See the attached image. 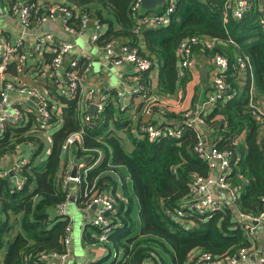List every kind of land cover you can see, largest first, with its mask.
<instances>
[{
    "label": "trees",
    "instance_id": "1",
    "mask_svg": "<svg viewBox=\"0 0 264 264\" xmlns=\"http://www.w3.org/2000/svg\"><path fill=\"white\" fill-rule=\"evenodd\" d=\"M132 2L71 0L66 4L75 16L81 12L96 14L106 25V41L125 37L126 43L139 47ZM106 8L114 18H105ZM260 14L257 4L236 18L222 0H177L169 24L141 30L149 50L156 55L148 56L162 61L160 82L167 93L176 90L178 79L183 87L189 80L178 76L180 41L192 35L218 38L216 46L203 53L208 58L217 53L226 55L230 62L228 81L240 89L236 98L219 102L203 114L205 126L219 135L214 143L219 149L232 152L237 173L230 175L229 181L238 191L236 203L242 212L255 216L264 213V122L254 117L249 105L251 76L248 74L245 85L238 84L234 66L239 58L248 57L253 67L255 99L264 103V29L259 23ZM75 16L73 21L77 22ZM141 76L150 87L149 70ZM57 94L55 102L62 104L61 112L54 113L49 127L43 125L32 107L26 124H8L0 134V155L24 142L36 145L19 171L22 188L0 176V250L8 241V233L15 232L4 264H47L42 254L64 252V238L72 219L57 210L69 193V185L65 187L63 181L66 164L62 146L72 132L81 128L83 136L72 147L81 159L79 163L84 162L78 204L85 208L95 191H110L117 202L110 214L113 230L107 241L97 240L99 228L95 225L83 237L86 244L103 245L116 255L109 262L103 258L90 264H191V256L198 251L220 260L242 246H252L244 221L226 204L208 219L197 214L174 219L168 213L189 195L194 174H209L207 162L194 152V127L185 125V135L178 141L136 138L129 117L119 103L112 101L114 92H108L104 111L90 121L84 120L77 98ZM52 128L48 151L46 132ZM9 210L17 215L15 223L9 219ZM52 210H56L55 215Z\"/></svg>",
    "mask_w": 264,
    "mask_h": 264
},
{
    "label": "built area",
    "instance_id": "2",
    "mask_svg": "<svg viewBox=\"0 0 264 264\" xmlns=\"http://www.w3.org/2000/svg\"><path fill=\"white\" fill-rule=\"evenodd\" d=\"M177 0H166V4L161 11H145L142 8V0H133L131 9L137 15L134 25V31L141 33L142 27L152 28L156 26H164L171 22V14L175 9ZM226 10L233 12V16L241 18L248 10L251 9L250 0H222ZM13 12L17 14L23 24L24 30L49 21L60 19L64 28L72 35H78L85 32L89 27L91 15L87 12H81L74 15L72 8L66 3H55L42 5L34 1H17L12 5ZM78 17V21L74 22L73 18ZM259 23L264 29V8L261 10ZM104 26L98 22L94 26L91 39L94 43L102 42L106 53L112 58L113 63L123 64L131 63L135 69L132 75L134 82L129 90L117 92L119 100L125 96H138L143 102V112L146 116L151 117L155 112V107H160V112L164 110L165 100L159 98L151 92L146 81L142 79V72L150 70L154 65V60L145 54H142L138 47L129 45L128 43L118 44V39L107 40L104 38ZM24 34L22 32L17 37L15 43L7 42L0 37V73L4 72L12 61L24 67L29 58L42 52L46 48H50L54 55L50 65V73L52 79L57 86L58 93L70 99L77 98L78 109L81 110L83 118L90 121L93 115L91 113V105H96V114L104 111L109 95L102 92V89L96 86L89 87L84 93L82 84L84 78L91 71L93 62L87 54L82 56L70 55L74 42L59 38L55 33L46 31L36 36V40L32 47V52L22 50L24 43ZM218 43L217 37L206 36H188L180 41L177 47V56L179 59L178 76L183 78L187 71L195 68V47L203 50L213 49ZM70 56L69 58H67ZM214 65V73L211 77V88L207 98L202 102L199 111L195 114L191 111L183 113L184 122L182 125H162L154 120L142 121L137 131L139 135L148 136L150 139L166 138L168 140H181L185 135V127H194L197 132V142L194 146V152L209 166V174H194L190 180L189 195L180 203L173 211H168L174 219H180L189 215H200L208 219L216 211L221 210L225 206V199L237 200L238 191L230 183V175L237 173V165L233 159L232 152L221 150L215 144L210 143L204 133L197 127L199 124L205 125L203 114L209 112L217 103L226 102L236 98L239 94L238 87H234L228 81V71L230 62L226 55L217 53L212 58ZM234 68L237 71L236 81L238 84L245 85L248 74L251 76V88L249 105L252 108L254 117L259 122H264V103L255 99L253 85L254 74L253 67L248 57L239 58ZM240 85V86H241ZM12 91L19 94V100L12 108H9L10 95ZM29 101H33L35 105H31ZM61 105L54 106L45 91L37 84L17 83L14 80L7 79L0 86V134L8 124H26L29 120L30 110L35 109L38 117L42 120L43 125L49 127L50 120L54 113L60 114ZM124 108V105H122ZM186 125V126H185ZM84 129L72 132L62 146V152L68 151L81 140ZM264 134V128L262 129ZM260 143V140L258 141ZM25 161L15 164L12 168L0 169V176L5 177L15 187L22 188L24 185L19 171ZM84 166V162L79 163V174L76 178H72L71 168L64 169V185L67 187L71 181L81 182L82 175L80 169ZM84 168V167H83ZM13 172V173H12ZM215 188V189H213ZM87 194V192H86ZM67 200L58 205L59 214L66 215ZM264 201V197H263ZM96 205V211L92 224L99 228V232L95 237L100 243L107 241L111 234L112 220L110 214L116 209V198L110 191H95L91 194L90 201L85 208H93ZM239 217L244 221L246 235L253 242L258 227L264 223V213L260 215H252L239 211ZM73 223L68 226V234L64 238V252L52 251L41 255L42 260L47 264H70V244L72 241ZM250 248L246 246L240 247L235 253L230 254L222 259H216L210 253L198 251L193 253L190 258L191 264H247L250 259ZM144 264H155L146 261ZM255 264H264V256L256 255Z\"/></svg>",
    "mask_w": 264,
    "mask_h": 264
},
{
    "label": "crops",
    "instance_id": "3",
    "mask_svg": "<svg viewBox=\"0 0 264 264\" xmlns=\"http://www.w3.org/2000/svg\"><path fill=\"white\" fill-rule=\"evenodd\" d=\"M17 1H34L42 5L55 4V3H71V0H0V6L2 9H6L9 14L14 18H8L5 16L0 20V37L5 39L7 42L15 43L18 36L25 31L24 43L22 50H28L32 52L33 44L36 40V36L46 31H51L59 38L70 40L74 42V48L70 55L82 56L87 54L91 57L93 62V67L91 71L83 80L82 91L83 93L91 86H96L102 89V92L108 93L109 91L115 94L112 97V101L119 103L121 110L130 119V129L133 136L136 138H142L137 131L139 124L142 121L154 120L162 125H182L184 122L183 111H191L193 114L197 113L201 107L202 102L207 98L210 87H211V77L214 73V65L211 58H208L203 52L204 50L200 47H195V68L187 71L186 76L189 78L185 87L181 85L180 79H178L176 90L172 93H167L162 89L164 83L160 82V77L162 72V61H158L156 55L149 50L146 44L145 37L142 33L138 34V49L142 54L153 55L154 65L149 70L151 77V92L165 100L163 105L164 110L160 112V107H155V112L151 117H148L143 112L144 102L138 96H125L119 100L117 96L118 91L129 90L134 84L132 80V75L135 73V69L131 63L115 64L112 58L106 53L104 45L102 42L94 43L91 39L94 26L100 22L96 14H92L89 20L88 29L78 35H72L67 32L61 23L60 19L49 21L43 24L34 25L27 30H24L23 24L17 14L13 12L12 5ZM251 7L252 4H257L261 10L264 8V0H250ZM164 6H158L156 9L151 11H161ZM108 9L104 10L103 14L105 18H114L109 14ZM114 23V22H113ZM116 26V23H114ZM104 26V33L106 32V25ZM118 44L126 43L127 39L125 37L118 38ZM53 51L50 48L44 49L42 52L37 53L32 58L28 59L27 64L22 67L14 60L12 61L8 68L0 73V86L3 81L7 79L14 80L17 83H27V84H37L43 91L46 92L49 98L53 101L54 109L59 104L55 102L58 100V90L55 85L50 71V65L53 58ZM68 56L67 58H69ZM179 68V61L177 63V70ZM207 68L208 74L206 77L202 75V69ZM162 85V86H161ZM19 100V94L16 91H12L10 95L9 108ZM259 102L261 100L257 99ZM124 105V108H122ZM60 124H58L59 126ZM205 135L206 139L210 143H215L219 139V135L215 130L207 128L205 125L199 124L197 126ZM55 128V127H54ZM46 132V144L48 146V151L51 148V137L50 134L53 129ZM48 134V135H47ZM36 145L32 142H24L18 145L10 152H6L0 155V169L12 168L15 164L21 161L29 160L32 156ZM65 167H72L81 159L78 160L74 150L71 148L68 153H64ZM76 187L74 192L76 193L74 201L72 203H67L66 214L72 219L73 216L80 214L82 216L83 222L81 226L75 230L74 220L72 219V241L70 244V264H90L92 262H98L103 258H106L104 262H109L113 260L115 254L111 253L109 248L103 245H88L84 241V232L92 230V219L94 218L96 209L93 208H81L78 204V182H75ZM215 189V188H213ZM225 204L233 209L235 214L239 217V207L235 201L226 197ZM9 219L11 222L15 223L17 215L15 212L9 210ZM69 213H71L69 215ZM56 214V210H52V215ZM94 234V232H93ZM15 237V232L10 231L8 233V241L5 243L4 247L0 250V264H4L5 257L9 249V242ZM250 259L247 264H255L256 255L264 256V223L258 227L256 236L250 247Z\"/></svg>",
    "mask_w": 264,
    "mask_h": 264
},
{
    "label": "water",
    "instance_id": "4",
    "mask_svg": "<svg viewBox=\"0 0 264 264\" xmlns=\"http://www.w3.org/2000/svg\"><path fill=\"white\" fill-rule=\"evenodd\" d=\"M166 4V0H142V8L145 10V11H151V10H154L156 9L158 6H164ZM204 73H207L208 74V70L207 68H203L202 69V75L203 77H206V75H204ZM29 103L31 105H35V103L33 101H29ZM91 113L93 115H96V105L95 104H92L91 105ZM79 162L78 161L71 169V177L72 178H76L79 174ZM13 173V172H12ZM93 209H96V205L93 206Z\"/></svg>",
    "mask_w": 264,
    "mask_h": 264
},
{
    "label": "rangeland",
    "instance_id": "5",
    "mask_svg": "<svg viewBox=\"0 0 264 264\" xmlns=\"http://www.w3.org/2000/svg\"><path fill=\"white\" fill-rule=\"evenodd\" d=\"M5 16H7L8 18H11V19H14L10 14L9 12L5 9H2V7L0 6V20H2V18H4ZM186 112V111H184ZM76 187V184L74 181H71L69 183V200H68V204L69 203H72L74 201V198H75V195L76 193L74 192V189ZM137 201V200H136ZM137 204V202H136ZM71 213H69L70 215ZM74 220V224L75 226L73 227V230L79 228L81 226V223L83 222V219H82V216L80 214H78V217L76 216H73L72 218ZM115 257V256H114Z\"/></svg>",
    "mask_w": 264,
    "mask_h": 264
}]
</instances>
